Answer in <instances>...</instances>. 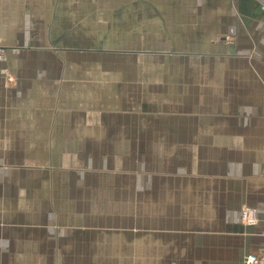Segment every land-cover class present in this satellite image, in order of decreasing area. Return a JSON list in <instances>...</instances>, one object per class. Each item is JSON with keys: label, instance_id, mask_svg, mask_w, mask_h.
Returning a JSON list of instances; mask_svg holds the SVG:
<instances>
[{"label": "crops", "instance_id": "0c3cea01", "mask_svg": "<svg viewBox=\"0 0 264 264\" xmlns=\"http://www.w3.org/2000/svg\"><path fill=\"white\" fill-rule=\"evenodd\" d=\"M233 1L0 0V264L264 253V25L245 59L252 0ZM23 168L47 174L30 224Z\"/></svg>", "mask_w": 264, "mask_h": 264}, {"label": "rangeland", "instance_id": "374dc122", "mask_svg": "<svg viewBox=\"0 0 264 264\" xmlns=\"http://www.w3.org/2000/svg\"><path fill=\"white\" fill-rule=\"evenodd\" d=\"M259 1L260 0H252V2H251V5L252 6H251V9H250L251 10L250 12L253 11L252 12L253 14L248 18V19H250V21L248 22V26L251 29L250 30L251 37H250L249 42L253 44L252 45L253 48H251V55H249L247 53L245 59H257L259 56L262 55L261 54V51H260L261 48L259 47V40L257 38V35L260 32V28H262L263 25H264L263 24V21H264V9H261L260 4H259ZM234 3H235V0L233 1V5H234ZM235 7L237 8V6H235ZM254 33H255V36H254ZM256 41H258V42L256 43ZM162 44H167V42H162L160 44L159 43L156 44L155 49H157V50H171V49H173L172 48L173 47V44L170 43V42H168V44H167L166 47L162 46ZM250 56H252V58H250ZM7 57L8 56L6 54V51L3 50V49H0V61L3 60V59H7ZM166 57L167 56H165V58ZM171 59H175V58H171ZM188 59L189 60L195 59L194 58V55H189L188 56ZM243 59H244V57H243ZM205 67H206L205 70H211V65L209 63L205 64ZM188 68H189L188 70H191L192 67H188ZM3 70L5 72L8 71V69H3ZM235 70H243V69H235ZM9 78L10 79H13L14 76L9 75ZM10 163L15 164V165L18 164L16 167H14V168H17V169H15L13 171V173H12V183H16V185H17L20 182V178H19L20 177V173H21L20 172L21 169H20V166H19V163L20 162L19 161H13L12 160ZM21 164L22 165L23 164L27 165V164H31V163L25 161L24 163H21ZM32 164H34V163H32ZM23 170H25L24 172H25V176H26V178L23 181V183L26 182V184H25L26 187L23 188V190L21 189V194L22 193L23 194L21 195L20 198H21L22 211L28 210V212H27V216L22 215V217L20 218V220H21V223H29L30 224L31 219L34 218V215H35V211H34L35 209H33L34 206H35L34 200L39 199V196L41 194H43V192L40 191V190H42V185H44L46 183V181L44 180V177H47L46 176L47 174L42 173L40 170H37V172L34 173V170H32L30 168H26V169L23 168ZM104 178H106V179H103L104 182H110V181L111 182H115V181L112 180L115 177H111V178L110 177H108V178L107 177H104ZM68 179L69 178H67L66 181H68ZM65 183H67V182H65ZM16 208L14 210H16ZM13 220L14 221L17 220V223L19 222V218L18 219L17 218H13ZM17 227H19V225ZM20 237H22V235H20ZM21 242H24L25 243V249H26V247L28 245L27 240H26V236H25V239H23ZM21 242L19 241V243H21ZM23 246H24V244L22 243V247ZM91 257H88V258L90 259ZM30 258H31L30 255H21V256L20 255H15V259L14 260H16L17 263H20V264H29L28 263V260ZM93 258L97 259L99 261V264L101 262H103V261H105L107 263V260H108V257H103V256H100V255L97 256V257H93ZM60 259H63V256H61ZM101 259L103 261H101ZM124 260H126L125 257H124ZM75 261H76L75 264H83L84 262H87V257H80V256H78V257H76ZM35 262H36V264H42L43 263V258H37ZM85 264H87V263H85Z\"/></svg>", "mask_w": 264, "mask_h": 264}, {"label": "built area", "instance_id": "2783aa9c", "mask_svg": "<svg viewBox=\"0 0 264 264\" xmlns=\"http://www.w3.org/2000/svg\"><path fill=\"white\" fill-rule=\"evenodd\" d=\"M258 217L256 208L243 205L242 219L246 224H255L258 221ZM242 264H264V253L249 251L244 255Z\"/></svg>", "mask_w": 264, "mask_h": 264}]
</instances>
